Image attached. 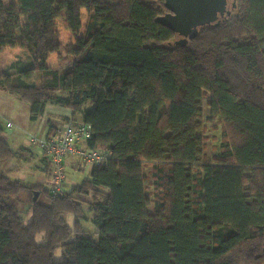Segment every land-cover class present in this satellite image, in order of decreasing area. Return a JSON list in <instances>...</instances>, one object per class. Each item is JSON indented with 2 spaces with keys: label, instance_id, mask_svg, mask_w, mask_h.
<instances>
[{
  "label": "trees",
  "instance_id": "obj_1",
  "mask_svg": "<svg viewBox=\"0 0 264 264\" xmlns=\"http://www.w3.org/2000/svg\"><path fill=\"white\" fill-rule=\"evenodd\" d=\"M233 2L182 45L157 21L166 0H0V51L29 54L0 63V90L29 102L32 120L48 103L70 108L64 120L91 124L86 146L107 154L58 193L3 172L25 151L0 124V264H264V0ZM60 19L74 42L51 68ZM205 97L220 130L212 158Z\"/></svg>",
  "mask_w": 264,
  "mask_h": 264
},
{
  "label": "rangeland",
  "instance_id": "obj_2",
  "mask_svg": "<svg viewBox=\"0 0 264 264\" xmlns=\"http://www.w3.org/2000/svg\"><path fill=\"white\" fill-rule=\"evenodd\" d=\"M82 20L83 23L86 22L87 14L86 10L82 11ZM58 29L60 31V37L62 39V48L60 52H53L51 53L49 59L47 60V65L51 68L54 67H63V65H66L70 59H67L69 56L68 48L70 47V43L74 42L73 34L69 31L68 28H66L65 23L62 19L58 20ZM68 56V57H67ZM71 54V58H72ZM17 58H23V59H29V54L23 47H7L5 49H2L0 51V63H10L11 61L17 59ZM70 58V57H69ZM41 75V72H35L33 79H39ZM1 91V90H0ZM1 97L9 98L11 99L12 104L8 105L7 103L0 104V114L3 116H6L7 120H11L13 122L11 125L12 128L14 127H20L21 130H26L27 137L30 138V134H34V132L37 130V125L28 117V110H29V102H26L24 100H20L17 96L8 94L4 91L0 92ZM11 95V96H7ZM208 97H205L204 100V121L207 123V131L205 132V135L207 136V139L205 141V153L207 157L212 158L214 154L220 152V130L216 129L212 126V123L208 121L206 118L211 114L210 108L208 107L206 101ZM17 103V104H15ZM6 122V120H5ZM5 122L0 120V124L4 127V130H8L10 127H7L5 125ZM25 155L28 156V153H25ZM32 156V155H31ZM29 155V157H31ZM74 164H69L67 162V168H66V179L62 184V187L64 190H70L73 185L81 183L86 177L90 176V170L91 166L88 165L85 162H81L84 168H79L76 161L79 159L78 157H73ZM21 161V160H17ZM34 160H32L30 163L21 162V172L25 173L26 177H19L23 180L26 184H33L37 182H44L48 186L54 188V176H47L43 173V171L39 170L38 168L34 167ZM1 173V169H0ZM145 173L149 178H151V167L149 166L146 168ZM149 185V184H148ZM152 188V187H149ZM20 210L22 211L21 215L24 217L25 221H29L31 219V212L29 210V203H21L19 205ZM86 210L85 218L82 219L84 227L89 230L90 234H93L94 236L98 237L96 234V231L98 230L96 225L94 224L92 218H93V212L89 210V206L85 205ZM151 210H154V206L151 205ZM66 220L69 224L72 225L74 221L73 215H66ZM38 242H42V237L38 236ZM54 258L56 260H60L63 258V247H59L56 252Z\"/></svg>",
  "mask_w": 264,
  "mask_h": 264
},
{
  "label": "crops",
  "instance_id": "obj_3",
  "mask_svg": "<svg viewBox=\"0 0 264 264\" xmlns=\"http://www.w3.org/2000/svg\"><path fill=\"white\" fill-rule=\"evenodd\" d=\"M2 92V91H0ZM1 94V93H0ZM7 96H11V95H7ZM11 97H7V98H3L0 95V104L2 103H7L8 105L12 104L11 102ZM19 98V97H18ZM20 99V98H19ZM21 100V99H20ZM17 104V103H15ZM30 109L31 107L29 106V110H28V117L31 119L30 117ZM65 117L68 118H76L77 116L75 115V113L68 107L65 106H60L58 104H53V103H48L46 105L45 108V113L43 116H41L39 119L37 120H32L36 125H37V130L34 132V134H30L31 135H37L39 137H44V136H48L50 134V129L53 125H56L57 128L59 126H61L62 124H64L66 121L64 120ZM0 120L5 122V125L7 127H10L8 130H4L3 132V137L15 148V149H21L24 150L25 153H28L27 155H24L20 160L21 161H17V160H10L8 162H6L5 164H2V170L3 172H6L14 177H26L25 173H22L20 168H21V162H26V163H30L32 160H34V167L38 168L39 170L43 171V173L47 176H53L52 175V165L50 163L49 165V161L47 159V157L43 154V150L41 148V146H39L36 143H32L30 138L27 137L26 135V130H21L22 128L18 127H14L12 128L10 126H8V123H13L11 122V120H7L6 116H3L0 114ZM29 155L31 157H29ZM73 155L69 156L67 158V162L69 164H74V159H73ZM76 163L78 164L79 168H84L83 165L81 164L80 160L78 159L76 161ZM88 166V164L86 165ZM91 166V165H90ZM37 183H43V182H37ZM36 184V183H33Z\"/></svg>",
  "mask_w": 264,
  "mask_h": 264
},
{
  "label": "built area",
  "instance_id": "obj_4",
  "mask_svg": "<svg viewBox=\"0 0 264 264\" xmlns=\"http://www.w3.org/2000/svg\"><path fill=\"white\" fill-rule=\"evenodd\" d=\"M11 123H8L10 126ZM92 126L86 122H65L53 135L39 137L31 135L30 140L41 146L43 154L54 169V190L63 192L62 184L66 179V162L71 155L88 165L104 163L107 154L99 149L86 146L91 136Z\"/></svg>",
  "mask_w": 264,
  "mask_h": 264
},
{
  "label": "water",
  "instance_id": "obj_5",
  "mask_svg": "<svg viewBox=\"0 0 264 264\" xmlns=\"http://www.w3.org/2000/svg\"><path fill=\"white\" fill-rule=\"evenodd\" d=\"M233 5L236 6L235 0ZM166 6L169 11L157 21L181 35L176 43L182 45L195 38L201 26L219 25L222 22L220 15L231 13L228 0H166ZM38 194L35 191V200Z\"/></svg>",
  "mask_w": 264,
  "mask_h": 264
},
{
  "label": "flooded vegetation",
  "instance_id": "obj_6",
  "mask_svg": "<svg viewBox=\"0 0 264 264\" xmlns=\"http://www.w3.org/2000/svg\"><path fill=\"white\" fill-rule=\"evenodd\" d=\"M228 7H229V3H228ZM226 14H227V13H225V15H226ZM225 15H224V16H221V15H220V19L222 20V18L225 17ZM180 38H181V35H180Z\"/></svg>",
  "mask_w": 264,
  "mask_h": 264
}]
</instances>
